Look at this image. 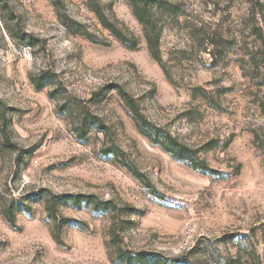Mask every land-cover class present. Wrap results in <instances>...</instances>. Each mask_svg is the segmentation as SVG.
I'll return each mask as SVG.
<instances>
[{
    "label": "rangeland",
    "instance_id": "1",
    "mask_svg": "<svg viewBox=\"0 0 264 264\" xmlns=\"http://www.w3.org/2000/svg\"><path fill=\"white\" fill-rule=\"evenodd\" d=\"M0 264H264V0H0Z\"/></svg>",
    "mask_w": 264,
    "mask_h": 264
},
{
    "label": "trees",
    "instance_id": "2",
    "mask_svg": "<svg viewBox=\"0 0 264 264\" xmlns=\"http://www.w3.org/2000/svg\"><path fill=\"white\" fill-rule=\"evenodd\" d=\"M133 3H135V2H133ZM135 6H137V5H135ZM143 6H144V9L142 10V12L145 15L141 16V14H139V19L144 24L145 29H152L153 26H154L153 19H151L149 14L146 15V11H147L145 9L146 3H143ZM157 38L158 37L156 35V37L154 36V39H151L150 36L147 33V39H148V41H149V43H150L152 48L156 47L157 42H158ZM129 105H131V109H132L131 110V115H132V117L136 120V123L140 127L141 131H145V129L148 128L147 122L144 120L143 117L138 115L137 112L136 113L134 112L135 111V107L130 101H129ZM155 132H157V131H155ZM147 133H150V132H147ZM163 135H164L163 136V141H161L160 143L163 145V147L166 149V151L171 153L177 159L185 158L186 157L185 153L187 152V149L184 146L179 145L178 142H176L172 137L168 136L167 134H163Z\"/></svg>",
    "mask_w": 264,
    "mask_h": 264
}]
</instances>
